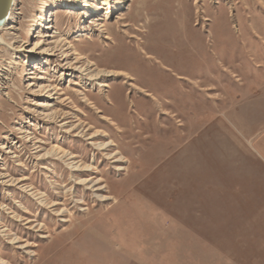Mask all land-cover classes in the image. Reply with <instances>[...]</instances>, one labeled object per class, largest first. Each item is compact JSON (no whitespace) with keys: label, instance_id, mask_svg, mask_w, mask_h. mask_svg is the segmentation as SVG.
I'll return each mask as SVG.
<instances>
[{"label":"rangeland","instance_id":"obj_1","mask_svg":"<svg viewBox=\"0 0 264 264\" xmlns=\"http://www.w3.org/2000/svg\"><path fill=\"white\" fill-rule=\"evenodd\" d=\"M102 1L0 28V264H264V0Z\"/></svg>","mask_w":264,"mask_h":264},{"label":"bare ground","instance_id":"obj_2","mask_svg":"<svg viewBox=\"0 0 264 264\" xmlns=\"http://www.w3.org/2000/svg\"><path fill=\"white\" fill-rule=\"evenodd\" d=\"M91 1L92 0H84V4L81 6V10L80 11H82L83 13H85V11H87V10H90V8H91ZM13 3H14V1H13ZM65 4H67V3H65ZM103 7H105V6H109V0H103L102 1V4H101ZM12 7H13V5H12ZM70 7H72V6H70ZM69 7V8H70ZM75 10H76V7H73ZM73 8H71V9H73ZM11 10H12V8L10 9V12H11ZM77 11V10H76ZM10 12L8 13V16H7V20H6V23H7V21H8V17H9V15H10ZM88 13V12H87ZM153 20V19H152ZM150 21L151 23H153L155 20H153V21ZM162 22L163 23H167L168 21L166 20V19H163L162 20ZM5 23V24H6ZM4 24V25H5ZM4 25H1L0 26V28H2ZM13 27L11 26V27H9L8 29H12ZM0 44H5V41H4V39H2L1 37H0ZM39 67H38V65L36 64L35 66H34V69H38ZM90 68H87V69H85L87 72L88 71H90L89 70ZM84 70V71H85ZM44 72V71H43ZM94 73V72H93ZM32 74H34V73H32ZM90 74H91V78L94 80V79H98L99 78V73H97V74H92V72H90ZM104 87H109V86H107V85H105ZM59 90V89H58ZM47 106V105H46ZM97 147L99 148V149H102V150H104V149H107L108 147H109V144H106V143H102V144H100V145H97ZM54 151V152H53ZM53 151H52V153H54L55 154V156H57V157H59L60 159H63V158H66L67 156H68V154H67V152H61L59 149H57V146H54L53 147ZM49 154V153H48ZM53 154V155H54ZM62 154V155H61ZM52 155V154H51ZM73 169H79L80 167L77 165V164H69ZM88 180H90V179H85V180H83V183H86ZM83 186H85V185H83Z\"/></svg>","mask_w":264,"mask_h":264},{"label":"water","instance_id":"obj_3","mask_svg":"<svg viewBox=\"0 0 264 264\" xmlns=\"http://www.w3.org/2000/svg\"><path fill=\"white\" fill-rule=\"evenodd\" d=\"M14 0H0V26L4 25Z\"/></svg>","mask_w":264,"mask_h":264}]
</instances>
